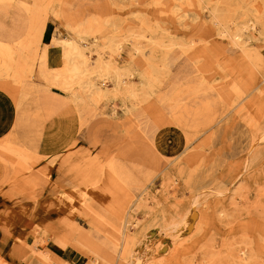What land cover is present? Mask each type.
I'll use <instances>...</instances> for the list:
<instances>
[{"label":"rangeland","instance_id":"obj_1","mask_svg":"<svg viewBox=\"0 0 264 264\" xmlns=\"http://www.w3.org/2000/svg\"><path fill=\"white\" fill-rule=\"evenodd\" d=\"M241 1L243 6L236 13L228 3L221 25L210 7L223 0H209V5L202 0L42 2L43 6L52 2L55 9L42 15L48 27L43 41L33 48L34 73L28 82L33 92L27 94L30 90L9 77L0 89L18 118L9 136L0 140V264H209L208 248L218 254L216 260L227 264L230 251L258 239L239 238L241 229L232 235L228 232L233 224L262 212L256 190L264 187V162L253 167V152L244 150L248 144V136L240 132L245 130L244 120H237L238 131L221 134L214 144L207 141L210 132L201 130L203 120L191 122L195 145L202 146L209 157L203 169L208 181L202 186L188 188L163 181L155 164L133 161L130 153L139 143H155L161 116L179 113L186 100L188 108L198 107V95L217 102L211 107L220 113L237 110L252 98L253 111L262 101L256 96L264 97V27L258 16L246 12L264 0ZM34 3L14 0L1 19L3 25L12 28L25 21V8ZM87 20L98 22L100 30L80 40L67 25L78 27ZM142 20L157 26L162 37L156 52L161 73L155 75L159 80L153 89L141 84L151 68L150 47L144 54L134 51ZM243 26L246 35L238 34ZM53 38L80 40L84 56L77 64L87 61L89 69L99 62L111 65V74L103 70L93 74L109 93L95 94L79 83H73V90L59 86L66 74L61 71L66 67L64 59L48 65L53 70L50 77L57 82L45 79L40 74L41 56L44 48L52 49ZM116 72L127 88L117 95L112 80ZM77 90L79 95L71 94ZM160 97L165 102L152 113ZM17 101H21L19 108ZM261 120L258 148L264 152V115ZM69 126L77 129L67 136ZM47 134L66 139L69 150L67 159L56 164L51 180L43 171L46 162L39 157L37 145ZM113 158L136 177L134 186L121 183L115 193L105 188ZM214 170L221 178L212 183L209 175ZM237 187L248 196L234 203L230 195ZM131 194H141L144 204L125 224L117 206L119 201L127 204ZM195 207L198 211L193 210L187 220ZM193 223L200 226L199 231ZM123 228L127 238L133 239L121 257L117 247ZM257 263L264 264V253Z\"/></svg>","mask_w":264,"mask_h":264},{"label":"bare ground","instance_id":"obj_2","mask_svg":"<svg viewBox=\"0 0 264 264\" xmlns=\"http://www.w3.org/2000/svg\"><path fill=\"white\" fill-rule=\"evenodd\" d=\"M13 1L14 0H0V89L3 90L5 88V82L9 77L12 78V81H14L15 84L20 83L23 89L30 90L27 93L30 94L33 91H31L32 88L28 82L30 76L34 73L36 57L33 48L37 47L43 41L48 27V23L45 19H42V15L45 14L47 10L55 9V6L53 7V5H51L52 2L43 6L42 2L47 0H35V3L32 6L25 8V11L27 12L25 21L14 25L12 28H7L3 25L1 19L7 15ZM183 1L184 0H175V2L178 3ZM202 1H206V4L209 5V0ZM228 3H231L230 6L232 8V13H236L240 9V6H243L241 5V0H223L220 5H213L210 7L211 12L220 25L225 24V14L227 12L225 7L228 6ZM249 14L258 16V23L264 27V2L258 7H249L246 15ZM67 27L71 32H74L80 40L86 38L89 34H95L100 30V24L94 20L84 21L78 27H74L68 23ZM139 29L140 30L135 33V38L137 40L134 47L135 55L144 54V49L149 46L150 56L148 59L151 64L150 72L148 76L143 78L141 84L153 89L159 80L155 75L161 73V67L157 66L156 52L162 41V37L158 27L149 25L145 20H142ZM34 31L36 34L32 35ZM246 31L247 27L243 26L238 30V34L246 35V33H248ZM27 34L29 37H27ZM239 38L241 37L239 36ZM248 38L249 37L246 39ZM80 40H77L76 38L51 39L54 46L51 47L52 49L44 48L41 56L42 67L40 68V74L45 79L57 82V79L50 77L49 73L53 70H51L48 65L50 62L64 59L66 67L61 69V71H65L66 74L61 80H59L61 81L59 86L64 89L73 90V83H79L81 88H85L92 93L102 95L109 93L103 88L100 79L94 77L93 74L97 73L98 70H103L106 73L111 74L113 68L111 65L103 62H99L93 69L87 68V61H84L82 64H77L79 59H82L84 56L83 50L78 45ZM47 46L50 45L48 44ZM248 58H252L251 54H248ZM112 80L117 86L115 95L127 89L124 86L125 81L121 79L119 72H116ZM84 84H86V86H83ZM71 94L77 96L80 92L77 90L74 93L71 92ZM197 98L199 104L198 107L193 109L188 108L187 105L189 102L186 100L184 103L186 107L179 113H167L161 116L158 121V129L154 131L157 133L155 143L152 145H149L147 142L139 143L137 150L130 151L133 161H144V163L155 164L161 172L162 180L173 182L176 186L183 185V187L188 188L197 185L202 186L204 182L208 181L203 174V169L207 164L206 162L209 161V157L206 153H203L204 150H202V146L200 148L199 145H195L194 140L196 134L191 133V122L194 120H203L201 130L204 133L210 132L207 141L214 144L221 134H225L229 130L232 131L234 129L238 131L235 127L237 120H244L245 123L242 127H245V130H240L241 133L248 136L247 148H244V150H248V154L253 152L252 166H260L264 162V152L258 148L259 135L263 128L261 119L264 115V104H262L264 97L256 96V98H261L262 101H258V105L253 111L250 109L252 106H249V103L253 100L252 98L248 99L247 102L237 110H235V108H229L226 109V111H224L225 109H222V113H220L219 109L211 107L213 106V103L217 102L211 101L210 98L204 95H198ZM166 99H168V97ZM164 102L165 97L158 98L151 108L152 113H155V111L157 112L158 108L160 109ZM16 103L19 108L21 101H17ZM176 104L180 103L176 101ZM171 110L172 109H170V111ZM172 111L176 110L173 109ZM249 113L251 114L249 115ZM157 115L159 116L160 113ZM248 115L250 117L246 119ZM17 119L13 103L0 95V140L3 141V139H6L9 136L13 123L15 120L17 121ZM224 120L225 122L222 124ZM76 129L77 128L74 126H69L66 135H73ZM81 129L82 128H79L78 131ZM47 132H49V130H47ZM37 145L39 157L43 158V161L46 162V164L42 163L45 165L43 166V171L48 179L51 180L54 172L57 171L56 164L60 160H65L68 157V141L64 138L52 139L51 135L48 136L47 134V136L42 137V139L39 140ZM7 149L11 150L10 148ZM23 157L26 158V156ZM109 167L111 172L108 174L109 178L105 185L107 191L115 193L117 186L120 187L121 183L127 184L131 182L130 184H133V186L135 185L134 182L136 181V177L134 176V173L130 174L127 167L122 164L120 159L113 158L109 163ZM209 177L212 183L221 178L215 170L209 175ZM243 191L242 187H237L230 195L231 200L234 201V203H237V201L240 202L243 199L245 200L248 195H245L247 192L245 193V191ZM256 191V200L261 202L259 205L262 207L260 215L257 214L246 217L244 222L238 223V225L233 224L228 232L232 235L241 229L242 236L239 238L258 239H252L250 242L240 246V248L236 249L238 250L237 252L234 251L235 249L230 251L227 264H250V262L251 264H258L257 261L259 255L264 253V187H259ZM122 202L123 201H119L117 209L121 212L119 213V219L124 220L126 224L133 212L137 211L144 202L141 198V194H131L127 204ZM195 209L197 208H193L191 212L188 213L187 220L191 219V213ZM202 212V209H199L200 215ZM205 212L206 209L204 210V213ZM185 225L187 227L191 226L188 221L185 222ZM193 226L194 230L200 228L197 223H193L192 227ZM121 235L122 238H119V245L121 246L122 251L120 250L119 245L117 249L122 254L121 257H123V251H127L133 238H127V230L124 228L121 230ZM204 238H206V236ZM210 238L216 237L212 235ZM211 251V248L207 249L209 264H222L220 260H216V255L218 254L212 253ZM43 258L48 259V254L44 253Z\"/></svg>","mask_w":264,"mask_h":264}]
</instances>
